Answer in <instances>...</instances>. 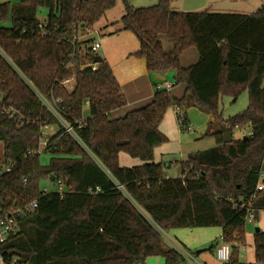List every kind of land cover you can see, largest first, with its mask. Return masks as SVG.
Masks as SVG:
<instances>
[{
	"label": "trees",
	"instance_id": "16d2710c",
	"mask_svg": "<svg viewBox=\"0 0 264 264\" xmlns=\"http://www.w3.org/2000/svg\"><path fill=\"white\" fill-rule=\"evenodd\" d=\"M171 1L134 7L122 0L124 14L116 32H133L140 43L135 55L145 59L148 72H174L176 84L187 86L185 95L176 98L159 88L163 81L157 79L151 103L115 119L111 112L126 106L127 99L105 58L92 68L99 54L91 49L93 38L82 36L117 0L0 4V21L12 20L10 27H0V46L44 95L62 99L60 109L68 120L83 121L77 132L96 157L62 128L49 137L45 151L54 155L48 165L30 153L40 146L42 127L58 121L0 55L3 101L22 108L28 118L20 126L2 113L0 103L3 163H14L10 173L0 175V214L38 203L18 214V230L0 247L6 260L147 264L148 258L161 256L165 264H182L181 253L166 246L163 231L220 227L218 242L209 250L221 241L232 246L230 260L221 264H264L263 230L254 233V261L240 260V248L247 243L244 203L252 201L257 225L264 216V188L258 189L264 183V5L251 14L187 12L172 10ZM40 8L47 10L45 32ZM162 35L172 43L171 52L165 51ZM191 47L199 60L185 68L181 56ZM67 78L74 79L71 89L61 84ZM243 90H248V107L223 119L220 98H237ZM170 106L184 110V125L191 106L220 122L212 133L216 145L189 154L179 178H167L164 165L154 162L155 149L168 140L159 125ZM245 126L251 131L234 138L233 132ZM121 152L143 163L121 166ZM43 180L61 181L63 194L44 193Z\"/></svg>",
	"mask_w": 264,
	"mask_h": 264
},
{
	"label": "rangeland",
	"instance_id": "374dc122",
	"mask_svg": "<svg viewBox=\"0 0 264 264\" xmlns=\"http://www.w3.org/2000/svg\"><path fill=\"white\" fill-rule=\"evenodd\" d=\"M20 0H0V4L5 2H10L12 4L18 3ZM158 0H131V2L137 4V6L145 7L151 6L157 3ZM172 3L182 7V9L178 11H187V12H197L203 11L205 9H209L211 11H217L220 7H228L233 8L235 10H242L246 13H254L262 4H264V0H172ZM131 4V3H130ZM124 4L122 0H117L116 5L108 10L106 14L94 25L93 29L98 32V30L103 31L104 26L107 25L113 18H117L119 20L122 15L121 10L119 12V7H122ZM132 5V4H131ZM133 6V5H132ZM47 10L45 8H40L38 17L40 21L45 19V15ZM118 13V14H117ZM110 20V21H109ZM118 24V23H117ZM116 24V25H117ZM12 25V20L8 19L6 21H0V27H10ZM94 35V33H93ZM107 37V36H106ZM162 37L167 38L165 35ZM87 38V37H84ZM101 39L103 37L101 36ZM168 41V40H167ZM170 43V42H169ZM98 54L102 56V52L99 49ZM182 57V56H181ZM249 105V94L248 90H243L239 93L237 98L232 97L230 95H224L220 98L219 107L220 114L223 119H228L231 116L239 114L243 112ZM189 117L193 118L196 122L195 129L196 133L191 134L190 132L184 131L186 135L190 139V147L189 150L193 152L204 151L210 149L216 145V138L212 134L214 130L219 129V121H213V117L200 109L199 107L194 108L189 111ZM85 115H89V108H85ZM208 120L206 122V119ZM206 122V124H204ZM204 124L205 128H201V125ZM249 126H245L243 128H238L233 132L234 138H239L242 135L246 134L249 131ZM58 131V126H51L49 129H45L44 134L56 133ZM167 142V141H166ZM165 142V143H166ZM164 144V143H163ZM162 144V145H163ZM3 143L0 141V166L3 164L4 158V150ZM54 154L50 151H42L39 154V160L42 165H48L50 160ZM187 156V155H186ZM184 156L185 159L187 157ZM130 159H136L131 156ZM177 161H174L171 166V169H166L170 176L173 178H178L181 176V162L183 161L180 156H175ZM184 159V160H185ZM138 160V159H137ZM182 160V161H181ZM47 188L50 192L55 191L57 189V185L48 180H43L41 182V189L44 190ZM257 221H247V243L245 246L240 248V260L242 262H253L254 261V233L256 232ZM258 225L261 230L264 231V216L261 215L258 221ZM222 233V229L220 227H206V228H179L173 229L165 232L163 235L165 238L166 246H170L169 242L171 238H175L177 236L185 245L189 251H194V255L196 259L202 264H210L214 263L215 260L217 263L221 262L217 259L215 251L209 250V247L212 245H216L218 239ZM169 240V242H168ZM177 240V239H176ZM181 244V243H180ZM182 245V244H181ZM201 248H207L200 254H196V251ZM207 259V260H206ZM147 264H165L164 258L161 256H152L147 259Z\"/></svg>",
	"mask_w": 264,
	"mask_h": 264
},
{
	"label": "crops",
	"instance_id": "0c3cea01",
	"mask_svg": "<svg viewBox=\"0 0 264 264\" xmlns=\"http://www.w3.org/2000/svg\"><path fill=\"white\" fill-rule=\"evenodd\" d=\"M130 3L134 7H140L137 6V4L131 2V0ZM263 5L264 4H262L260 8ZM171 9L178 11L182 9V7L171 2ZM120 10L123 15L124 5L122 7H119V12ZM216 12L246 13L242 10H235L228 7H220ZM122 15L120 17H122ZM116 19L117 18L115 17L111 21L109 20L110 22L107 23L104 28H102L104 29L103 31L101 30L100 32V30H98V32H96L94 30V35L92 33L90 36L101 41L100 50L102 52V57L105 58L111 65L115 77L117 78V81L121 86V90L127 99L126 106L111 112L112 119L123 117L128 112L142 108L151 103L157 90V79L163 81V79L157 77V74L151 75V73L148 72L144 58L135 55V53L140 48L139 39L136 37V35L133 32L127 30L116 32V30L120 29L121 27L120 23L116 25V23H118L121 18L119 20ZM101 36L103 37V39H101ZM160 39L163 43L165 51L171 52L173 50V45L168 40V38L161 36ZM198 60L199 53L197 49L191 47L183 53L181 57V64L183 67L187 68L196 64ZM163 76L165 77L164 81L170 82L173 85L170 90L171 94L176 98H182L186 92V84H176V74L174 72H169L167 74H164ZM194 108L196 107L191 106L187 109L188 120L194 128L193 131H187L191 134L196 133V122L192 117H189L188 112L193 110ZM207 120L208 117L206 119V122ZM206 122L204 124H206ZM204 124L201 125L202 129L205 128ZM159 129L163 134H165V136H167L168 140L166 143L155 149L154 162L163 164L166 177L173 178L172 176H170L168 172L169 170L166 172V169H171L172 164H174L173 162L177 161V159H175L174 157L180 156V158L184 160V156L187 155L186 157H188L189 154L194 153L193 151L189 150V137L186 135V133H183L184 131L177 122V116L174 106H170L167 109L164 118L159 125ZM250 131L251 129L249 128V131L247 133H249ZM128 156L130 155L125 152L120 153L121 166L133 167L143 163L138 158L130 159V157ZM179 177L181 176H178V178ZM170 241H173L174 243H177L179 245L182 244V246L184 245L186 247V245L177 236H175V238H171ZM210 264H221V262L217 263V261L215 260L214 263Z\"/></svg>",
	"mask_w": 264,
	"mask_h": 264
},
{
	"label": "built area",
	"instance_id": "2783aa9c",
	"mask_svg": "<svg viewBox=\"0 0 264 264\" xmlns=\"http://www.w3.org/2000/svg\"><path fill=\"white\" fill-rule=\"evenodd\" d=\"M46 19L43 21H40V28L42 31L45 32V26H46ZM94 32L93 28H86L85 29V36L82 37H90L91 34ZM92 38V37H91ZM93 42L91 44V49L93 52L98 53L99 49L101 48V41L99 39L93 38ZM0 55L7 60V62L13 67V69L18 73V75L25 81V83L36 93L38 98L41 100V103L43 106H45L57 119L58 121V129L62 128L64 130V133L69 134L71 137H73L87 152H89L95 159L96 157L92 153V151L86 146V144L81 140L78 132L77 127H81L83 121L82 120H76L75 122H71L68 120L65 115L62 113L60 109V103L62 102V99L59 97H52L49 98L46 95H44L33 83V81L21 70V68L13 61V59L3 50V48L0 46ZM92 68L95 70L97 69V62L92 65ZM66 88L71 89L74 86V79L73 78H67L66 80L62 81L61 83ZM161 89L171 90L172 83L163 81L160 85H158ZM5 92L1 88L0 89V103H3V110L2 113L5 114L9 119L16 120L20 126L25 125L28 122V118L25 115L22 108L14 105L12 102H4ZM175 112L177 116V122L180 127L184 126L187 131H193L194 128L190 122L185 123V112L180 106H174ZM52 125H45L42 127V138L40 146L30 151V153L33 154H40L42 151H45V149L50 145V136L54 135L50 134V136H47L49 134H44L45 129H49ZM14 163H3L2 166H0V175L4 173H10L13 170ZM57 189L56 192H59L63 194L64 187L63 183L61 181H58L56 183ZM119 188H122V186H118ZM264 183L262 181L258 184V189H263ZM44 193H49L50 191L45 188L43 190ZM38 205L37 201H33L32 203L20 207L14 211H10L8 213L0 214V247L2 243L8 238V236L11 233H14L19 228V221H18V214L24 213L26 210H29L31 208H36ZM243 207H246L247 210V216L246 221H256V208L253 206L252 201L245 202ZM165 234V231H163V235ZM169 242V240H168ZM170 247H173L177 249L182 257L183 261L182 264H202L197 259L196 256L191 253L189 250L185 249L182 245H179L174 242H169ZM216 257L221 262H227L231 258L232 254V246L228 243H225L221 241L220 245L215 250ZM0 264H18V260L16 258L11 260H6V258L2 255L0 252Z\"/></svg>",
	"mask_w": 264,
	"mask_h": 264
},
{
	"label": "water",
	"instance_id": "95a60500",
	"mask_svg": "<svg viewBox=\"0 0 264 264\" xmlns=\"http://www.w3.org/2000/svg\"><path fill=\"white\" fill-rule=\"evenodd\" d=\"M103 57L101 56V55H97L96 57H95V62H97V63H100V62H102L103 61ZM157 77L158 78H160V79H163V81H164V79H165V77L162 75V74H157ZM54 180V178H52V181ZM261 229H260V227L258 226V225H256V232H259ZM207 248H201V249H198L197 251H196V254L198 255V254H200L201 252H203L204 250H206Z\"/></svg>",
	"mask_w": 264,
	"mask_h": 264
}]
</instances>
